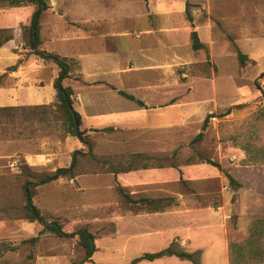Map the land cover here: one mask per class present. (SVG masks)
Segmentation results:
<instances>
[{"label": "crops", "instance_id": "obj_1", "mask_svg": "<svg viewBox=\"0 0 264 264\" xmlns=\"http://www.w3.org/2000/svg\"><path fill=\"white\" fill-rule=\"evenodd\" d=\"M44 1L47 9L40 16L38 49L67 59L69 77L63 84L73 90L80 130L93 138L96 155L85 172L70 180L79 182L83 194H98L108 164L103 156L117 152L120 160L112 174L131 199L126 206L111 207L109 221L115 230L95 238L96 251L85 264H131L172 245L194 254L200 264H230L226 211L201 203L216 196L225 202L223 164L219 162L222 170L203 160L124 169L128 162L123 155H165L169 142L171 148L180 142L177 135L169 141L170 132L196 131L208 115L221 109L216 85L221 63L226 67L232 52L235 59L239 51L247 56L242 65L253 75L264 72V0ZM187 4L192 21L186 16ZM37 8L25 4L7 10L9 16H0V30H11L12 35L0 45V76L8 65V53L15 54L13 67L18 65L0 85V106L57 102L54 84L60 68L36 55L26 42ZM193 32L203 48L193 49ZM208 56L219 71L201 75L198 67ZM228 73L238 103L245 90L235 89ZM199 84L212 85L215 109L201 104ZM163 201L171 203L163 205ZM96 221L104 220L95 217L90 223ZM137 264L194 262L172 255Z\"/></svg>", "mask_w": 264, "mask_h": 264}, {"label": "rangeland", "instance_id": "obj_2", "mask_svg": "<svg viewBox=\"0 0 264 264\" xmlns=\"http://www.w3.org/2000/svg\"><path fill=\"white\" fill-rule=\"evenodd\" d=\"M12 1L0 0V16H9L7 10L12 8ZM0 31L1 41L12 36L11 30ZM25 35L30 44L29 30ZM233 51L236 53L237 48ZM5 57L8 65L0 76V85H5L9 72L18 66L13 67L15 54L8 53ZM226 62L227 68L221 63L216 85L217 104L223 107L211 114L215 117L209 119L206 130L202 129L203 122L196 131L170 132L169 141L177 135L180 142L172 148L169 142L167 154L158 158L123 155L128 162L124 169L181 165L205 159L221 162L223 171L234 180L231 183L227 178L225 202L216 196L201 203H211L226 211L230 264H264V92L259 88V78L264 72L253 75L251 68L240 63L238 54L234 58L233 52ZM198 68L201 75L219 71L209 56ZM228 72L233 76L235 89L240 86L245 90L238 103H234L237 95ZM197 93L201 104L215 109L212 85L199 84ZM0 108H8L0 110V264H73L82 260L84 250L77 236L58 237L41 223L27 219L25 186L32 184L34 204L46 222L57 221L68 233L84 227L95 238L101 237L115 230L109 221L111 207L131 203L112 174L120 155L110 152L103 156L108 164L103 167V189L98 194H83L79 182H72L68 176L41 183L44 175L70 168L75 154L74 176L85 172L86 164H92L96 158L93 138L86 136L88 147L71 135V123L58 102L49 106ZM229 108H233L232 112L223 116ZM200 132H204L203 139L193 143ZM164 201L163 205L171 203ZM95 217L104 221L90 223ZM32 238L38 239L31 243ZM197 259L200 261V257Z\"/></svg>", "mask_w": 264, "mask_h": 264}, {"label": "trees", "instance_id": "obj_3", "mask_svg": "<svg viewBox=\"0 0 264 264\" xmlns=\"http://www.w3.org/2000/svg\"><path fill=\"white\" fill-rule=\"evenodd\" d=\"M25 4H37L38 8L33 14L31 25L29 27V36H30V46L32 49H34V53L41 58L52 60L54 61L57 66L60 68L59 75L55 81V89L57 92V102L60 104L61 108L65 111L68 120L71 123L72 130L71 135L78 138L83 144L89 146V142L86 139V132L80 130L81 125V115L75 110L74 103L72 100L73 90L70 87H66L63 84L64 79L69 77V70L70 65L66 58H63L57 54L48 53L42 50H39L38 47L41 43L40 41V35H39V28H40V16L42 15L43 11L47 9V5L44 0H14L10 3L11 7H19ZM186 16L189 21H192V15L190 11V5L187 4V10H186ZM1 32V31H0ZM12 38V36L7 37L5 41H8ZM4 41L0 40V45H2ZM192 46L194 50H198L203 48V44L200 43L199 38L197 36V33H192ZM238 58L241 64H244L247 60V56H245L242 52H238ZM122 95L126 96L130 100L136 101L139 105L144 106L145 104L142 101L136 100L134 96L128 95L125 93H122ZM238 107V106H236ZM8 108H0V110H7ZM233 108H229L223 116L229 115L232 112ZM211 117H215L213 115H208L207 118L204 121L203 129L205 130L208 126V121ZM204 133H199L194 139L193 143L199 142L203 139ZM208 164H211L220 170H222V166L219 162L214 160H203ZM76 165V154L73 156V162L70 168H60L56 170L53 174L50 175H44L41 183H48L54 180L59 179L62 176H68L72 178L74 176L73 169ZM225 176L229 179V181L232 183L234 180L233 178L226 172ZM32 184L27 183L25 186V196H26V214L27 219L31 222H39L44 226V229L54 233L58 237H64V238H72V237H78L79 238V244L84 250V257L82 260L78 262H74L73 264H85L86 262H90L92 256L94 255L96 251V245H95V235L91 233L87 228H79L73 233L65 232L62 228V225L57 221H51L46 222L41 214L40 209L34 204L33 201V193L30 189V186ZM38 238H32L29 240V242L34 243L37 241ZM176 255L178 257L188 259L194 262V264H200L196 259L195 255L191 253H187L184 251H178L174 248L172 245L171 247L162 250L157 253H147L142 255L139 258L134 259L131 264H137L138 262L142 260H149L153 261L155 259L164 257V256H172Z\"/></svg>", "mask_w": 264, "mask_h": 264}, {"label": "built area", "instance_id": "obj_4", "mask_svg": "<svg viewBox=\"0 0 264 264\" xmlns=\"http://www.w3.org/2000/svg\"><path fill=\"white\" fill-rule=\"evenodd\" d=\"M260 91L264 92V75L259 78Z\"/></svg>", "mask_w": 264, "mask_h": 264}]
</instances>
